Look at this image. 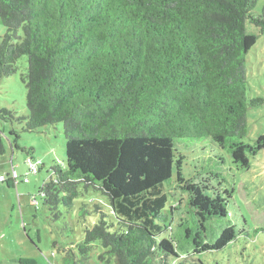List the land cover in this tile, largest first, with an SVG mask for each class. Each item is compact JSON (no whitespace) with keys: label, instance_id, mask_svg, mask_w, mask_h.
I'll use <instances>...</instances> for the list:
<instances>
[{"label":"trees","instance_id":"trees-1","mask_svg":"<svg viewBox=\"0 0 264 264\" xmlns=\"http://www.w3.org/2000/svg\"><path fill=\"white\" fill-rule=\"evenodd\" d=\"M258 1L0 0V87L27 57L29 111L0 119L25 132L63 124L66 168L51 167L44 207L71 210L82 183L111 201L63 264H92L96 242L107 264H218L248 226L264 232L232 204L225 165L249 170L264 151V135L249 139V112L264 105L248 82L259 36L247 24L264 35ZM197 150L207 155L192 160ZM172 187L187 195L183 217Z\"/></svg>","mask_w":264,"mask_h":264},{"label":"rangeland","instance_id":"rangeland-1","mask_svg":"<svg viewBox=\"0 0 264 264\" xmlns=\"http://www.w3.org/2000/svg\"><path fill=\"white\" fill-rule=\"evenodd\" d=\"M264 0H259L255 12L261 14ZM6 28L0 21V40L5 35ZM247 33L259 36L257 45L248 56V82L253 98L264 99V35L260 29L247 24ZM15 75L4 79L0 87V110L6 109L16 117H28L27 88L23 78L28 72V58L23 57L17 63ZM25 123L3 121L0 119V136L6 145V154L0 156L4 167L0 174L6 176L11 171V161L19 175L28 173L26 159L34 158L39 164V172L30 174L28 182L20 178L16 188L9 189L0 183V264H24L22 261L32 260L37 264H63V250L75 249L85 238L86 228L93 226L100 219L96 206L103 207V212L109 215L110 198L97 185L86 187L82 183L74 208L67 209L63 204L58 206V218L53 217L44 207V198L40 194L43 184L54 175L52 166L66 168L67 151L63 124L46 126L36 132H25ZM15 131L19 139L11 134ZM264 135V105L251 109L249 112V139L256 141ZM17 143L18 148L14 146ZM191 154L192 160L206 156L200 150ZM209 156H214L209 153ZM249 170L238 168L228 161L225 165L228 174V189L238 187V192L232 194V204L236 210L251 216L256 227H264V151L253 161ZM5 168V169H4ZM193 176L198 172L197 165L188 166ZM55 177V176H54ZM206 178V177H205ZM196 179L209 181L210 179ZM221 188L220 185H216ZM173 192L176 202L179 201L178 214L185 216L187 195L179 189H167ZM36 201L39 202L37 207ZM235 201V202H234ZM21 206V208H20ZM14 207V208H13ZM89 214L82 217V211ZM24 223V225H23ZM249 227V226H248ZM246 228L247 233L241 235V241L229 244L226 249L216 255L218 264H264V232L256 234L252 227ZM58 243V247H55ZM91 254L92 264H107L98 258L104 251L100 242L94 244ZM249 250L243 252L242 248ZM76 251V249H75ZM114 264V261L111 262ZM209 264H216L210 261Z\"/></svg>","mask_w":264,"mask_h":264},{"label":"built area","instance_id":"built-area-1","mask_svg":"<svg viewBox=\"0 0 264 264\" xmlns=\"http://www.w3.org/2000/svg\"><path fill=\"white\" fill-rule=\"evenodd\" d=\"M26 164H27L29 170H28V173L25 176H23V182H25V183L28 182V180H29L28 177L30 176V174L36 175L39 172V164H38V162L34 161V158L28 157L26 159ZM21 177L22 176L19 175L16 172V169L13 167L12 171H11V174H10V176L8 178L13 182V184H14L13 186L16 187V185L19 183ZM6 180H7L6 176H4V175L0 176V181L1 182H4Z\"/></svg>","mask_w":264,"mask_h":264},{"label":"crops","instance_id":"crops-1","mask_svg":"<svg viewBox=\"0 0 264 264\" xmlns=\"http://www.w3.org/2000/svg\"><path fill=\"white\" fill-rule=\"evenodd\" d=\"M2 167H4V164L2 163V162H0V168H2ZM14 167V165H13V162L11 161V171H12V168ZM15 168V167H14ZM5 169V168H4ZM16 169V168H15ZM11 171H10V173L8 174L7 173V175H6V177H7V180L6 181H4V182H1L0 181V183L1 184H6V186H8V188L9 189H11V188H16L17 189V187H15V186H13L14 184H13V182L8 178L9 176H10V174H11ZM16 172H17V170H16ZM18 173V172H17ZM2 174H0V176H1ZM23 176V175H22ZM14 208V207H13ZM20 208H21V206H20ZM23 225H24V223H23ZM36 263V262H35ZM37 264V263H36Z\"/></svg>","mask_w":264,"mask_h":264}]
</instances>
